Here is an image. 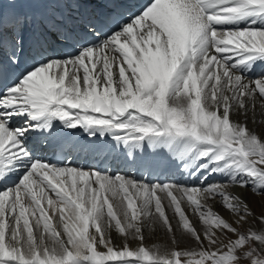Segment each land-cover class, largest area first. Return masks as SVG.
Instances as JSON below:
<instances>
[{
  "label": "snow or ice",
  "instance_id": "6c2138e0",
  "mask_svg": "<svg viewBox=\"0 0 264 264\" xmlns=\"http://www.w3.org/2000/svg\"><path fill=\"white\" fill-rule=\"evenodd\" d=\"M0 264H264V0H0Z\"/></svg>",
  "mask_w": 264,
  "mask_h": 264
},
{
  "label": "bare ground",
  "instance_id": "6f19581e",
  "mask_svg": "<svg viewBox=\"0 0 264 264\" xmlns=\"http://www.w3.org/2000/svg\"><path fill=\"white\" fill-rule=\"evenodd\" d=\"M81 162L83 163V159L81 160ZM123 168V167H122ZM125 171H128V170H125ZM136 173V172H135ZM133 174V173H132ZM137 175V174H136Z\"/></svg>",
  "mask_w": 264,
  "mask_h": 264
}]
</instances>
